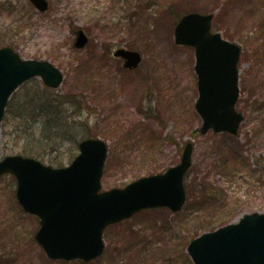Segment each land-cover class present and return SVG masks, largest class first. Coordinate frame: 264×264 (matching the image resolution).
I'll return each mask as SVG.
<instances>
[{
  "label": "rangeland",
  "instance_id": "rangeland-1",
  "mask_svg": "<svg viewBox=\"0 0 264 264\" xmlns=\"http://www.w3.org/2000/svg\"><path fill=\"white\" fill-rule=\"evenodd\" d=\"M39 12L30 0H0V49L58 68L63 83L48 88L35 78L15 93L0 132V161L33 158L68 167L79 143L108 144L101 192L165 174L193 145L180 212L145 210L104 233L105 251L91 262L52 260L37 243L40 219L17 199L14 176L0 177V264H194L189 244L205 233L264 214V0H48ZM213 15L211 31L241 48L240 98L244 117L236 136L203 135L195 49L175 42L187 14ZM89 41L75 47L78 31ZM142 55L138 69H124L119 49ZM75 97L67 105L77 123L70 136L41 137L31 122L14 119L28 92ZM80 104V105H79ZM66 115V114H64ZM72 120V119H71ZM64 133V132H63Z\"/></svg>",
  "mask_w": 264,
  "mask_h": 264
},
{
  "label": "water",
  "instance_id": "water-1",
  "mask_svg": "<svg viewBox=\"0 0 264 264\" xmlns=\"http://www.w3.org/2000/svg\"><path fill=\"white\" fill-rule=\"evenodd\" d=\"M44 13L47 0H30ZM213 15L190 13L175 29L178 45L195 49L199 98L196 110L203 120L201 134L237 135L244 117L236 109L240 97L241 48L212 33ZM78 31L75 47L88 44ZM114 57L124 68L136 70L142 55L119 49ZM41 77L49 88H58L62 72L46 61L23 60L12 48L0 49V128L9 100L25 83ZM80 154L65 168L55 169L22 156L0 162V177L13 175L23 209L40 218L36 241L52 260L91 262L105 251L104 232L145 210L168 208L177 213L187 200L184 178L192 166L193 145L185 147L181 163L165 174L139 179L124 189L100 192L108 145L101 139L80 142ZM194 264H264V214L244 216L238 223L205 233L188 246Z\"/></svg>",
  "mask_w": 264,
  "mask_h": 264
},
{
  "label": "trees",
  "instance_id": "trees-1",
  "mask_svg": "<svg viewBox=\"0 0 264 264\" xmlns=\"http://www.w3.org/2000/svg\"><path fill=\"white\" fill-rule=\"evenodd\" d=\"M48 90L45 89V93H41V95H39L37 91V93H34V96H31V93L28 92L19 111L14 114V119L29 121L41 132V137L43 139L40 137L35 139V137H33L31 142L40 140L47 142L45 140L50 134H52L50 138L66 135L65 137L70 141V136L67 135L74 132L77 123L72 118L73 113L71 115L67 113L68 110H66V106L71 104L70 106L75 109L74 113H77L78 117H82L83 115L82 107L78 111L73 100L76 96L64 98L58 96L54 97ZM14 97L15 96H13L12 99H14ZM9 106L12 107V105Z\"/></svg>",
  "mask_w": 264,
  "mask_h": 264
}]
</instances>
